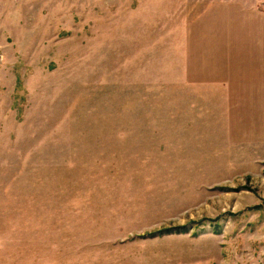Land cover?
<instances>
[{"label": "rangeland", "instance_id": "374dc122", "mask_svg": "<svg viewBox=\"0 0 264 264\" xmlns=\"http://www.w3.org/2000/svg\"><path fill=\"white\" fill-rule=\"evenodd\" d=\"M255 1L0 0V264H264V131L186 70Z\"/></svg>", "mask_w": 264, "mask_h": 264}, {"label": "crops", "instance_id": "0c3cea01", "mask_svg": "<svg viewBox=\"0 0 264 264\" xmlns=\"http://www.w3.org/2000/svg\"><path fill=\"white\" fill-rule=\"evenodd\" d=\"M255 2L214 3L201 12L198 29L188 32L199 36L200 48L186 65L187 74L198 76L189 83L211 91L208 103L226 130L234 123L236 130L249 129L247 138L264 131V0Z\"/></svg>", "mask_w": 264, "mask_h": 264}]
</instances>
